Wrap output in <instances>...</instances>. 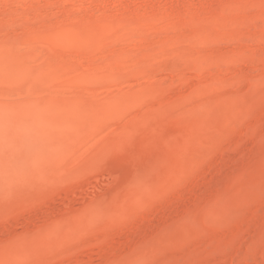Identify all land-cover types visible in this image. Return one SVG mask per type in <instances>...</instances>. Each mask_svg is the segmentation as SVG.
<instances>
[{
  "label": "rangeland",
  "instance_id": "rangeland-1",
  "mask_svg": "<svg viewBox=\"0 0 264 264\" xmlns=\"http://www.w3.org/2000/svg\"><path fill=\"white\" fill-rule=\"evenodd\" d=\"M0 264H264V0H0Z\"/></svg>",
  "mask_w": 264,
  "mask_h": 264
}]
</instances>
